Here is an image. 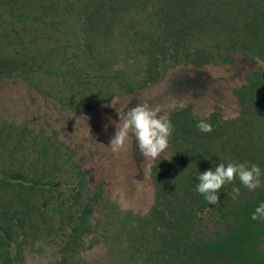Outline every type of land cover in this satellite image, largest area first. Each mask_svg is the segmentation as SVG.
Listing matches in <instances>:
<instances>
[{
  "label": "rangeland",
  "instance_id": "rangeland-1",
  "mask_svg": "<svg viewBox=\"0 0 264 264\" xmlns=\"http://www.w3.org/2000/svg\"><path fill=\"white\" fill-rule=\"evenodd\" d=\"M172 98L219 124L179 131L158 180L110 141ZM230 161L264 173V0H0V264H264V185L196 191Z\"/></svg>",
  "mask_w": 264,
  "mask_h": 264
},
{
  "label": "clouds",
  "instance_id": "clouds-1",
  "mask_svg": "<svg viewBox=\"0 0 264 264\" xmlns=\"http://www.w3.org/2000/svg\"><path fill=\"white\" fill-rule=\"evenodd\" d=\"M169 106L172 109L184 110L187 104L183 99L172 98ZM117 113L119 123L115 124V135L110 141L114 153L124 150L127 142L133 137L140 153L146 159L155 161L168 149L169 138L174 128L168 112L162 105L143 102L130 108L122 107ZM196 127L203 133L213 131V126L204 120L198 122ZM237 179L249 192H254L264 185V173L257 164L230 161L227 164L220 162L214 171L207 170L200 174L196 191L209 205H217L220 199L218 193L222 187L234 183ZM232 192V198L235 200L240 194V189L233 187ZM251 220L264 222V202L255 208Z\"/></svg>",
  "mask_w": 264,
  "mask_h": 264
},
{
  "label": "trees",
  "instance_id": "trees-1",
  "mask_svg": "<svg viewBox=\"0 0 264 264\" xmlns=\"http://www.w3.org/2000/svg\"><path fill=\"white\" fill-rule=\"evenodd\" d=\"M190 113H191V104H187V106H186V108L184 110L175 109L172 112V114L169 115L171 123H172L173 128H174V131H173L172 135L169 138V147H168V149L164 153H162L161 156L157 160H155V162H154L155 164L153 166L152 173L160 172V168L159 167H161V166L162 167H165V166L169 167L167 165V163L170 160V158L173 156V151L178 149V148H176L174 142L176 141L175 137H177V133L179 131L182 132L184 135L187 134V135L194 136V138H197L199 136L200 130L196 127V125L201 120H204L205 122H208V123H210L213 126V131L212 132L203 133L204 134V138H208V137L213 136V134H214V132L217 129V126L219 124L217 116L216 115H211L207 119L206 118L205 119H199L195 115H188ZM184 135H183V138L185 137ZM178 139H179V142H180V138H178ZM191 142H194V141L191 140ZM170 150H171L172 153H170V155H167ZM190 150H191V148H190ZM202 151H203L202 154H203L204 158L205 157L209 158V155L212 156V158L217 157V153L214 155L213 152L210 151L209 149H204L203 148ZM193 152L197 153L196 150H194ZM170 162H171V160H170ZM167 169L164 168V170H167ZM165 172H167V171H163L164 174H165ZM156 175H158V174L156 173ZM13 176L16 177V178H20V179H26L27 178V176L25 174H23L22 172L14 173ZM157 178H158V180H161V177L159 175H158ZM33 183L34 184H38V182L35 181V180L33 181ZM164 190H167V189H164ZM173 190H175V189H173Z\"/></svg>",
  "mask_w": 264,
  "mask_h": 264
}]
</instances>
